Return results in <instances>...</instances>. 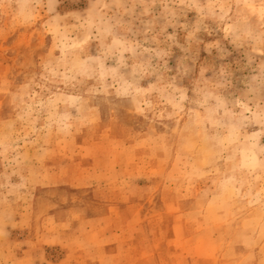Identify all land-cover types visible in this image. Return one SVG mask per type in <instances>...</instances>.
Returning <instances> with one entry per match:
<instances>
[{"label":"rangeland","instance_id":"rangeland-1","mask_svg":"<svg viewBox=\"0 0 264 264\" xmlns=\"http://www.w3.org/2000/svg\"><path fill=\"white\" fill-rule=\"evenodd\" d=\"M0 264H264V0H0Z\"/></svg>","mask_w":264,"mask_h":264}]
</instances>
